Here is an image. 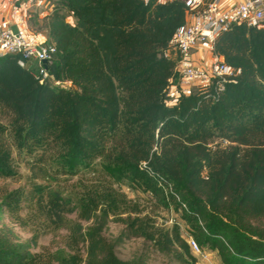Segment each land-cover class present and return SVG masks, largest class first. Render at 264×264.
Wrapping results in <instances>:
<instances>
[{
	"label": "trees",
	"instance_id": "1",
	"mask_svg": "<svg viewBox=\"0 0 264 264\" xmlns=\"http://www.w3.org/2000/svg\"><path fill=\"white\" fill-rule=\"evenodd\" d=\"M52 2L42 19L54 47L48 77L18 65L19 54L0 57V114L6 117L0 173L12 174V146L41 151L67 175L98 164L114 181L173 204L203 254L216 252L221 264H264V30L239 23L221 32L213 53L239 73L167 105L176 72L164 50L185 22L182 0ZM6 132L9 148L1 141ZM216 138L229 145L209 148ZM113 194L99 185L79 195L54 188L37 194L36 205L55 226L73 212L91 221L78 231L86 243L83 262L63 249L40 259L31 251L33 239L2 227L0 264H147L142 256L119 258L117 240L102 235ZM134 230L159 249L176 244L189 254L178 231L171 238L166 231Z\"/></svg>",
	"mask_w": 264,
	"mask_h": 264
},
{
	"label": "rangeland",
	"instance_id": "2",
	"mask_svg": "<svg viewBox=\"0 0 264 264\" xmlns=\"http://www.w3.org/2000/svg\"><path fill=\"white\" fill-rule=\"evenodd\" d=\"M52 1L45 0V4L31 14L29 19L31 30L44 32L42 19L52 8ZM72 20L67 16V21L72 22ZM27 67L35 75L39 74L37 61H27ZM211 83L194 87L191 93ZM0 123H6L5 113L0 114ZM1 141L9 148L8 144L11 140L7 132L1 136ZM227 145L229 142L225 139L216 138L207 146L221 149ZM9 151L12 157V174L0 173V228L12 229L22 240L33 239L35 244L31 247V251L40 259H49V255L53 252L63 249L67 254L75 256L79 263L83 262L86 243L81 240L78 231L81 233L82 229L91 225V221H84L73 212L65 214L66 220L62 226H55L36 205L38 192L54 188L63 195L67 193L79 195L84 187L99 185L102 189L111 188L114 191L113 212H110L105 220L102 235L108 240H117L115 253L119 258L129 260L142 256L147 264H192L191 257H193L195 259L193 264H221L216 252L206 251L204 255L206 257L202 258L190 249L189 254L185 253L176 244L171 246L166 243L169 250H163L162 247L159 249L152 241L138 236L134 229L146 228L157 235L166 231L171 238L178 231L182 238L188 239L191 230L182 219L181 211L173 204L166 207L158 196L142 191L134 185L114 181L100 169L98 164L88 169H79L73 175H67L41 158V151L33 153L27 150L16 151L13 146ZM205 173L206 169H203V175ZM5 195H8L9 204H2ZM130 221L135 223L136 228L133 230L127 226ZM160 240L162 243V239Z\"/></svg>",
	"mask_w": 264,
	"mask_h": 264
},
{
	"label": "built area",
	"instance_id": "3",
	"mask_svg": "<svg viewBox=\"0 0 264 264\" xmlns=\"http://www.w3.org/2000/svg\"><path fill=\"white\" fill-rule=\"evenodd\" d=\"M182 1L187 7L185 22L174 31L164 50L167 57L171 50L178 53L174 67L176 80L166 91L167 105L174 104L182 95H188L194 87L208 84L213 79L223 82L239 73V69L235 70L222 56L213 53V44L221 32L239 23L264 30V0ZM44 4L45 0H0L3 5L0 57L19 54L17 63L21 67H27L29 60L37 61L42 79L48 77L45 65L51 61L54 47L43 32L30 29L29 19ZM200 46L205 47L209 57L203 63L194 58V52ZM53 83L69 85V81L54 80ZM187 242L194 254L206 257L192 237H188Z\"/></svg>",
	"mask_w": 264,
	"mask_h": 264
},
{
	"label": "crops",
	"instance_id": "4",
	"mask_svg": "<svg viewBox=\"0 0 264 264\" xmlns=\"http://www.w3.org/2000/svg\"><path fill=\"white\" fill-rule=\"evenodd\" d=\"M229 2H234V0H230ZM3 16V5H0V22L2 20ZM168 57L170 59L176 60L178 58V53L175 50H171L168 54ZM194 58L196 59L197 62L203 63L204 61L208 60V55L207 52H205V47L200 46L198 49L195 50L194 52Z\"/></svg>",
	"mask_w": 264,
	"mask_h": 264
},
{
	"label": "water",
	"instance_id": "5",
	"mask_svg": "<svg viewBox=\"0 0 264 264\" xmlns=\"http://www.w3.org/2000/svg\"><path fill=\"white\" fill-rule=\"evenodd\" d=\"M44 63V65H45V62H43Z\"/></svg>",
	"mask_w": 264,
	"mask_h": 264
}]
</instances>
